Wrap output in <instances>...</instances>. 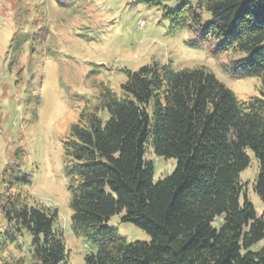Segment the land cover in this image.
Returning <instances> with one entry per match:
<instances>
[{"label": "trees", "instance_id": "obj_1", "mask_svg": "<svg viewBox=\"0 0 264 264\" xmlns=\"http://www.w3.org/2000/svg\"><path fill=\"white\" fill-rule=\"evenodd\" d=\"M133 3L160 8L172 32L193 33L192 47L211 40L234 53L227 72L260 78V96L240 101L205 65L153 62L126 69L120 93L102 84L98 103L64 142L72 228L96 247L85 264H264V209L259 216L242 180L250 150L264 207V0ZM147 146L176 159L170 175L155 180ZM3 209L6 236L29 235L34 264H70L57 210L32 206L21 193ZM117 215L150 241L121 235L109 225Z\"/></svg>", "mask_w": 264, "mask_h": 264}, {"label": "rangeland", "instance_id": "obj_2", "mask_svg": "<svg viewBox=\"0 0 264 264\" xmlns=\"http://www.w3.org/2000/svg\"><path fill=\"white\" fill-rule=\"evenodd\" d=\"M193 37L186 29L172 32L160 8L133 0H0V264H34L30 236L16 242L6 236L3 205L17 193L32 206L58 211L70 264H85L96 250L72 228L64 142L82 113L98 103L102 84L120 93L126 69L153 62L176 69L205 65L240 101L260 96V78L227 72L234 68V53L218 51L211 40L192 47ZM248 152L251 164L242 180L260 216L264 207L254 190L259 164ZM145 158L155 165V180L177 165L151 146ZM109 225L129 241L151 239L119 215Z\"/></svg>", "mask_w": 264, "mask_h": 264}]
</instances>
